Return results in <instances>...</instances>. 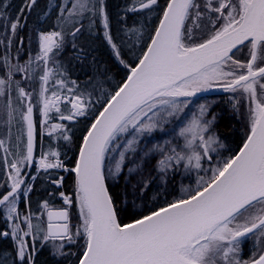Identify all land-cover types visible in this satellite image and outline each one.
I'll return each mask as SVG.
<instances>
[{"label": "snow or ice", "instance_id": "6c2138e0", "mask_svg": "<svg viewBox=\"0 0 264 264\" xmlns=\"http://www.w3.org/2000/svg\"><path fill=\"white\" fill-rule=\"evenodd\" d=\"M0 264H264V0H0Z\"/></svg>", "mask_w": 264, "mask_h": 264}]
</instances>
